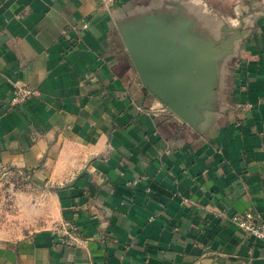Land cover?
<instances>
[{"label": "crops", "instance_id": "obj_1", "mask_svg": "<svg viewBox=\"0 0 264 264\" xmlns=\"http://www.w3.org/2000/svg\"><path fill=\"white\" fill-rule=\"evenodd\" d=\"M8 208L0 264H264V0H0Z\"/></svg>", "mask_w": 264, "mask_h": 264}, {"label": "built area", "instance_id": "obj_2", "mask_svg": "<svg viewBox=\"0 0 264 264\" xmlns=\"http://www.w3.org/2000/svg\"><path fill=\"white\" fill-rule=\"evenodd\" d=\"M34 89L31 87H27L25 85L16 84L13 93L14 97L12 100V104H19L26 101L29 97L34 94ZM232 221L244 231H247L252 236L257 239H260L264 242V216L262 213L256 212L253 213L251 211H245L242 214L232 216ZM76 226L73 223H62L61 230L63 233H66L70 242L78 243L76 233Z\"/></svg>", "mask_w": 264, "mask_h": 264}, {"label": "rangeland", "instance_id": "obj_3", "mask_svg": "<svg viewBox=\"0 0 264 264\" xmlns=\"http://www.w3.org/2000/svg\"><path fill=\"white\" fill-rule=\"evenodd\" d=\"M10 198H8L6 201H9ZM6 204V203H5ZM23 223L19 222V219H15L11 215V209H0V230L4 229L6 231L12 232V230H15L17 232H20L22 228ZM56 221H53L51 223V226H55ZM38 226V225H37Z\"/></svg>", "mask_w": 264, "mask_h": 264}, {"label": "water", "instance_id": "obj_4", "mask_svg": "<svg viewBox=\"0 0 264 264\" xmlns=\"http://www.w3.org/2000/svg\"><path fill=\"white\" fill-rule=\"evenodd\" d=\"M144 78H145V74H144ZM86 170V169H85Z\"/></svg>", "mask_w": 264, "mask_h": 264}]
</instances>
